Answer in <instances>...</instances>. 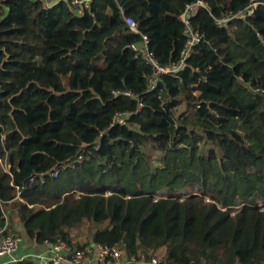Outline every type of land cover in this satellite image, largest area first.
<instances>
[{
	"label": "trees",
	"instance_id": "16d2710c",
	"mask_svg": "<svg viewBox=\"0 0 264 264\" xmlns=\"http://www.w3.org/2000/svg\"><path fill=\"white\" fill-rule=\"evenodd\" d=\"M71 1L0 0L2 233L264 264V5L217 24L252 0H203L186 65L148 90L129 45L144 34L160 64L178 61V16L196 0H91L81 13ZM84 221L96 227L73 243Z\"/></svg>",
	"mask_w": 264,
	"mask_h": 264
},
{
	"label": "built area",
	"instance_id": "2783aa9c",
	"mask_svg": "<svg viewBox=\"0 0 264 264\" xmlns=\"http://www.w3.org/2000/svg\"><path fill=\"white\" fill-rule=\"evenodd\" d=\"M47 3V0H44ZM91 0H72L71 5L81 13L84 9L89 8ZM263 4L264 0H252L247 10L241 11L234 16L225 15L216 19L217 24L226 23L232 17L245 18L248 13H251L252 8ZM208 8V4L203 0H196L185 4L180 12L178 19L184 25V33L187 38L183 45L178 61L171 62L167 65H162L153 56V53L148 48V38L146 35L141 34V41L139 43H132L129 47L136 53H141L151 68V73L147 78L148 90H152L159 78L168 73H175L186 65L187 59L191 56L192 48L201 40V36L192 30L190 19L195 15L198 9ZM119 11L122 17L132 32L138 33V25L132 16L126 15L124 9L119 6ZM141 106V104H140ZM119 122H123L122 115L118 117ZM81 157L77 158L80 161ZM57 172L52 173L56 176ZM183 196H179L181 200ZM21 243V236L16 233L3 234L0 230V258H7L8 261H17L14 253L19 249ZM44 244L49 246V252L46 255H40L35 258V264H123L133 256H128L124 249L118 246H111L101 243H92L85 245L82 248H71L64 242L49 243L44 241ZM150 253V252H148ZM149 264H171L164 255L152 253L150 255Z\"/></svg>",
	"mask_w": 264,
	"mask_h": 264
},
{
	"label": "crops",
	"instance_id": "0c3cea01",
	"mask_svg": "<svg viewBox=\"0 0 264 264\" xmlns=\"http://www.w3.org/2000/svg\"><path fill=\"white\" fill-rule=\"evenodd\" d=\"M1 230V229H0ZM16 230H20V226H16ZM18 235L21 236V243L19 246V249L14 253V256L20 260V259H24V258H32L35 260V258H37V256L40 255H46L49 252V246L41 243V244H36L34 242H32L31 240H29L28 238H26L25 236L24 239L22 237L23 234L18 232ZM72 242L73 243H81L84 244V242L86 243V240H82V238H75L72 237ZM163 247L158 248L155 253H161L163 255ZM142 250H138L137 253V258L132 257L129 260H127V262L123 263V264H149V262L145 259L144 254L142 253ZM9 262L7 258H0V264Z\"/></svg>",
	"mask_w": 264,
	"mask_h": 264
},
{
	"label": "rangeland",
	"instance_id": "374dc122",
	"mask_svg": "<svg viewBox=\"0 0 264 264\" xmlns=\"http://www.w3.org/2000/svg\"><path fill=\"white\" fill-rule=\"evenodd\" d=\"M52 2V1H51ZM49 2V3H51ZM181 110V109H180ZM179 110V111H180ZM207 148V145H200V151L203 152L205 149ZM156 155L154 154L153 157H155ZM95 225L90 222V221H84L80 227L76 228V229H73L72 230V235L73 237H77V238H82V240H89V235H90V232H92L94 229H95ZM23 237V235H22ZM24 239V237H23ZM85 243V242H84ZM78 244H81V243H78ZM158 254V253H157ZM158 255H162L161 253H159Z\"/></svg>",
	"mask_w": 264,
	"mask_h": 264
}]
</instances>
